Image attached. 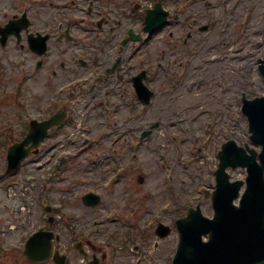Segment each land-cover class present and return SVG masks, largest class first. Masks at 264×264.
Segmentation results:
<instances>
[{
    "label": "rangeland",
    "instance_id": "374dc122",
    "mask_svg": "<svg viewBox=\"0 0 264 264\" xmlns=\"http://www.w3.org/2000/svg\"><path fill=\"white\" fill-rule=\"evenodd\" d=\"M182 1L177 0L176 5ZM263 4L264 0H239L236 11L230 14H222L220 9L218 12L221 13L212 18L194 16L198 27L212 24L206 34L197 33L192 25L190 31L185 23L189 15L198 12L202 6L199 4L194 8L196 11L186 9L182 21L170 22L148 42L123 47L122 54L128 65L131 63L132 73L135 74L140 66L153 69L147 85L150 88L156 89L158 77L165 79L180 72L181 62L182 70L176 84L170 89L164 86L165 90H158L146 109L137 104L131 87L124 91L123 101L121 91L113 81L112 88L107 89L112 91V96L106 109L94 106L93 110L89 106L95 98L93 95L75 101L72 123L65 128V136L45 141L41 155L30 158L14 176L4 174L5 156L0 143V231L4 232L3 248L7 244L6 247L11 249L10 259L0 261V264H26L20 257L22 242L43 224L44 206L60 207V204L64 205L62 212L69 215L78 231L81 226V231H90L98 239L110 232L106 239L114 236V242H117L123 233L130 232V243L123 250L117 249L119 253L113 252L111 264H133L135 257L129 252L138 241L147 264H170L177 239L174 221L184 217L187 209L196 205H200L205 216L212 215L210 199L204 192H209L210 196L214 189L213 173L221 145L233 140L237 145L259 151L250 143L246 120L239 112L242 95L248 100L264 96V78L257 69L258 63L264 62ZM131 26L138 33L141 22L132 19ZM71 31L75 40L68 43V78H72L74 66L78 68L77 73L85 75L89 72L93 77L91 68L80 71L76 58L82 54L83 59L89 60L96 57L95 52L90 49L88 54L81 53L80 45L89 40L83 43L77 40L78 25ZM124 33V30L119 32L117 38ZM85 39L86 35L79 40ZM113 46L114 43L110 52L109 46L104 53L114 55L119 48ZM230 49H234L233 60L229 59ZM104 53L98 56L99 60ZM38 78H51L50 70L45 68ZM38 78L31 89L35 116L44 102L43 91H46L38 86ZM102 94L101 89L99 99ZM113 103L117 109L113 108ZM127 113L130 123L121 125L120 121ZM154 123H158V127L151 135L138 140L141 132ZM115 136L119 140L113 143ZM86 142L87 147L81 148ZM51 145L68 156L76 155L77 160H68L62 174H56L54 168L46 164L44 153ZM112 153L117 159L111 162L108 155L110 158ZM93 157L98 159L99 165L90 166ZM147 158L151 159L150 163L146 162ZM120 168L125 171L112 184L111 179L105 180ZM164 168L173 171V176L170 172L167 175L170 183L166 181L167 170ZM227 173L231 181L245 178L243 169L228 170ZM86 189L97 190L101 197L99 207L86 209L82 206L79 197ZM122 202H127L130 209L121 207ZM58 215L61 217L62 213ZM93 220L97 221V226H93ZM157 223L171 228L170 235L162 241H157L152 233ZM148 226H151V237L143 241L142 235ZM60 230L65 232V240L70 243L72 230L64 229L62 224ZM154 241L158 242L157 249L153 246Z\"/></svg>",
    "mask_w": 264,
    "mask_h": 264
},
{
    "label": "water",
    "instance_id": "95a60500",
    "mask_svg": "<svg viewBox=\"0 0 264 264\" xmlns=\"http://www.w3.org/2000/svg\"><path fill=\"white\" fill-rule=\"evenodd\" d=\"M163 20L159 16L154 24ZM242 102L250 140L262 146L258 155L261 166L256 164L254 152L247 156L232 142L223 146L219 155L217 189L212 200L214 218H203L197 209L190 211L187 219L178 222L180 245L173 264H264V98L252 101L243 98ZM40 129L44 131L45 128ZM26 152L22 144L10 149L9 167L16 168ZM228 166L247 169V189L239 207H234L232 202L242 183H227L223 170ZM202 236H207L208 242L203 243Z\"/></svg>",
    "mask_w": 264,
    "mask_h": 264
},
{
    "label": "flooded vegetation",
    "instance_id": "af4514ba",
    "mask_svg": "<svg viewBox=\"0 0 264 264\" xmlns=\"http://www.w3.org/2000/svg\"><path fill=\"white\" fill-rule=\"evenodd\" d=\"M1 9L4 8L5 0H1ZM117 1V3H116ZM145 1V0H142ZM116 3V4H115ZM131 0H100L96 3L95 12H111L116 6H130ZM0 9V10H1ZM18 15L15 13H11L7 18L2 17L0 14V27L4 26L10 20L17 18ZM104 21V20H103ZM36 25V24H35ZM44 29H50L53 32H49V39L47 41V46H49V50L47 55L42 59L40 68L43 70V66H45L48 70H50L51 78L57 79L53 81L51 78H47V90L48 92H52L58 86L62 85L64 81L66 73V63H64V58H66L67 49L66 43L67 38L65 32L62 33V25L61 24H47L43 25ZM37 30L31 29V33H37ZM54 44L53 49H50V43ZM59 45V46H56ZM26 46V34L22 33L20 38H18L15 34H12L7 37L5 41L2 40L0 35V85L3 87L5 84L6 90L17 91L19 85V78L22 73L23 77L28 80H34L37 78L35 74L32 75L30 71V64L23 65L18 61L20 52L25 49ZM50 53V54H49ZM28 61H32V64L38 60L35 54L30 53L28 51ZM48 59V60H46ZM40 70V71H41ZM6 82H4V80ZM41 84V81L39 82ZM2 90V89H1ZM82 252L89 253V244L80 242ZM85 244H88L86 246ZM65 247V244H64ZM91 249V248H90ZM93 250V249H92Z\"/></svg>",
    "mask_w": 264,
    "mask_h": 264
},
{
    "label": "bare ground",
    "instance_id": "6f19581e",
    "mask_svg": "<svg viewBox=\"0 0 264 264\" xmlns=\"http://www.w3.org/2000/svg\"><path fill=\"white\" fill-rule=\"evenodd\" d=\"M194 102H196V101H194ZM189 103H190V102H189ZM150 161H151V159H149V158L146 159V162H147V163H150Z\"/></svg>",
    "mask_w": 264,
    "mask_h": 264
}]
</instances>
